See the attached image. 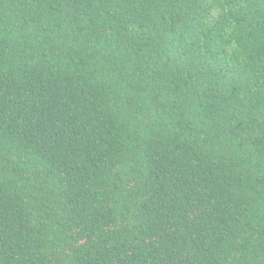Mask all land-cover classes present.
Wrapping results in <instances>:
<instances>
[{
	"label": "trees",
	"instance_id": "16d2710c",
	"mask_svg": "<svg viewBox=\"0 0 264 264\" xmlns=\"http://www.w3.org/2000/svg\"><path fill=\"white\" fill-rule=\"evenodd\" d=\"M0 264H264V0H0Z\"/></svg>",
	"mask_w": 264,
	"mask_h": 264
}]
</instances>
